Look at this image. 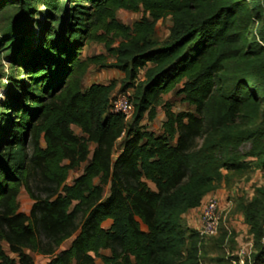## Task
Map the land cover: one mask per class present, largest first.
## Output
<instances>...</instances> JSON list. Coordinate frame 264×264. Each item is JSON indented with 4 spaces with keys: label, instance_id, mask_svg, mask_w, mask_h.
Returning a JSON list of instances; mask_svg holds the SVG:
<instances>
[{
    "label": "trees",
    "instance_id": "trees-1",
    "mask_svg": "<svg viewBox=\"0 0 264 264\" xmlns=\"http://www.w3.org/2000/svg\"><path fill=\"white\" fill-rule=\"evenodd\" d=\"M38 2L45 21L33 44ZM261 8L264 0H0L21 69L0 112V264H35V255L46 264H201L205 241L184 215L250 172L252 159L264 173V24L250 37ZM120 10L141 18L124 25ZM167 19V38L156 40ZM89 43L106 55L80 59ZM92 64L123 74L129 125L110 110L115 82L83 88ZM172 92L193 110L174 112L163 100ZM160 106L155 134L143 121ZM241 210L253 250L243 264H264V187Z\"/></svg>",
    "mask_w": 264,
    "mask_h": 264
},
{
    "label": "rangeland",
    "instance_id": "rangeland-1",
    "mask_svg": "<svg viewBox=\"0 0 264 264\" xmlns=\"http://www.w3.org/2000/svg\"><path fill=\"white\" fill-rule=\"evenodd\" d=\"M64 1V0H63ZM36 23L33 27V36L29 35V40L33 44L37 43V39L34 37L38 34V30L42 23L45 21L44 12L45 7L41 2L37 3ZM260 19L255 20L250 27V37L257 38L258 31L264 24V12L263 8L260 10ZM141 18V13H131L124 10L117 12V19L124 25L130 26L133 22ZM169 19L163 23H159L156 27L155 39L163 41L167 38L170 27ZM10 25L0 20V112L1 105L7 98L9 92L14 91L11 88L10 77L21 78V69H15L13 62L11 61V54L14 52L15 42L18 38L17 35H12ZM257 49L264 55V41H260ZM31 43V44H32ZM99 54H105V49L102 44L89 43L82 48L80 59L97 56ZM113 59L108 58L106 64L112 63ZM143 71L140 72V77ZM123 78V74L115 69L102 68L98 65H90L87 70V74L83 81V88H87L92 83L107 84L109 82H115L117 89L114 92V96L124 95L130 97L132 95V89L120 92V81ZM179 96L174 92L163 96V100L172 104V110L174 112L192 111L193 108L188 107L186 104L180 102ZM264 117V103L261 107L260 120ZM259 120V122H260ZM164 121V113L162 107L156 109V117L153 122H148L144 119L143 124L147 126L149 131L159 134L161 132V124ZM131 117L126 120L129 125ZM76 134L79 135L77 129H73ZM250 148V143H245L241 148V153H246ZM93 149V146L90 147ZM84 165L79 170L72 171L69 174L67 183H71L72 180L81 172ZM251 171L245 174L243 177H235L229 180V186L225 188L221 184L217 190L222 194L220 198L224 204L220 206V222L215 237H210L205 240L204 247L202 249L201 264H239L238 260L250 261L252 248V236L250 234L249 227L246 225L241 207L248 203L254 196L255 190L259 187H264V173L260 170L257 161L252 159ZM153 189V186L149 184ZM218 196V192H214ZM219 199V203H220ZM20 211L26 214L33 204L29 196L24 189L21 190L18 197ZM186 224V222H185ZM106 224L105 226H107ZM143 228V227H142ZM144 229V228H143ZM69 243V242H68ZM66 243L62 248H66ZM243 251V254H240ZM35 264H44L48 261L45 256L35 255L33 256ZM96 264H100L96 261Z\"/></svg>",
    "mask_w": 264,
    "mask_h": 264
},
{
    "label": "built area",
    "instance_id": "built-area-1",
    "mask_svg": "<svg viewBox=\"0 0 264 264\" xmlns=\"http://www.w3.org/2000/svg\"><path fill=\"white\" fill-rule=\"evenodd\" d=\"M129 97L124 95L114 96L110 102V110L113 113L122 114L125 120L129 119L133 113V106L130 103ZM220 203L218 196L214 193L207 195V198L203 201L201 205L200 220L201 226L198 229V234L201 240H207L210 237H215L217 235V230L220 222ZM252 248V245L250 249ZM240 251V254H243ZM239 264H243L242 259L238 260Z\"/></svg>",
    "mask_w": 264,
    "mask_h": 264
},
{
    "label": "crops",
    "instance_id": "crops-1",
    "mask_svg": "<svg viewBox=\"0 0 264 264\" xmlns=\"http://www.w3.org/2000/svg\"><path fill=\"white\" fill-rule=\"evenodd\" d=\"M215 192H218V195L220 196L219 199H220L222 197V194L219 192V190H216ZM205 198H207V196L204 197L203 201L205 200ZM203 201H202V203H203ZM222 204H224V203L220 199V206ZM200 213H201V206L197 209H193V210L188 211L184 215L183 218H184L188 228L195 230V231H198V229L201 226ZM104 253H107V252H104ZM46 263H44V264H46Z\"/></svg>",
    "mask_w": 264,
    "mask_h": 264
}]
</instances>
